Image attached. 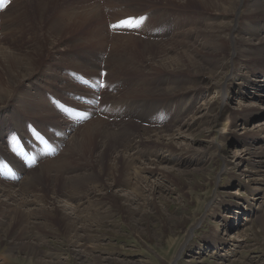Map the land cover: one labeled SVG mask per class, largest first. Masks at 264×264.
Here are the masks:
<instances>
[{
    "label": "rangeland",
    "instance_id": "obj_1",
    "mask_svg": "<svg viewBox=\"0 0 264 264\" xmlns=\"http://www.w3.org/2000/svg\"><path fill=\"white\" fill-rule=\"evenodd\" d=\"M225 1L0 0V144L5 164L15 167L0 166L1 180L13 184L39 169L37 185L17 191L23 201L36 193H64L70 178L82 194L104 192V203L95 207L86 201L93 194L65 197L84 217L85 229L76 236H68L61 209L28 216L40 207L36 202L0 215V264H264V132H256L264 115L255 114L264 113V93L255 85L264 80V60L254 58L259 69L252 74L246 67L253 60L238 57L239 73L228 81L229 91L223 88L232 66L226 32L239 8L232 7L236 0ZM240 10L248 16L244 6ZM5 23L10 25L2 28ZM100 50V77L71 63L82 55L97 59ZM110 59L118 63L110 62L109 73ZM20 61L35 71L31 79L1 71L18 70ZM242 74L249 81L244 83ZM171 85L180 90H167ZM38 89L47 90L44 101L52 96L48 101L56 115L36 119L20 109L25 104L39 111L38 100L17 102L21 93ZM58 93L62 98L54 97ZM110 123L116 128L125 123L131 132L145 129V139L152 136L141 142L145 151L138 155L137 166L145 170L126 167L112 152L114 141L102 132ZM161 134L168 145L156 140ZM60 136L73 137L77 151L72 146L68 151ZM101 141L109 146H99ZM125 143L119 142L121 149ZM103 147L107 155L99 162ZM178 147L192 154L184 158ZM247 148L263 152L246 161ZM50 161L53 165L44 166ZM111 180L124 188L104 186ZM121 189L135 199L129 202ZM80 248L86 253L82 258Z\"/></svg>",
    "mask_w": 264,
    "mask_h": 264
},
{
    "label": "bare ground",
    "instance_id": "obj_2",
    "mask_svg": "<svg viewBox=\"0 0 264 264\" xmlns=\"http://www.w3.org/2000/svg\"><path fill=\"white\" fill-rule=\"evenodd\" d=\"M229 0H226L225 2H228ZM232 0H230V2H231ZM224 2V3H225ZM31 3V2H30ZM239 5V8H238V12L236 13V15H235V18H234V23L231 25V27L229 28V30L226 32V38L227 39H229V41H230V44H231V47H232V53H231V56H230V58H231V60H232V66H230V72H229V75L227 76V78H226V82L225 83H223L224 84V86H223V88L226 90V91H229L230 90V88H229V80H230V78H233L234 76H235V74H237V73H239V70H238V68H240L241 67V59H238V57H245V58H250V59H252L253 61H251V62H249L248 64H247V70H248V72L249 73H252V74H256V72L258 71V69H259V67H258V65H255L256 64V62H254L255 60H254V58H258V60H264V0H241V2H240V4H238V0H236V1H234L233 2V4H232V7L234 6H238ZM3 6V5H2ZM245 7V10H246V14H248V16L247 17H245V15H244V13H242L241 12V8L242 7ZM7 9V8H6ZM9 9V8H8ZM244 10V9H243ZM94 11V10H93ZM233 11V10H232ZM216 12V11H215ZM216 14H218V11L216 12ZM219 14H222V13H220L219 12ZM218 14V15H219ZM234 15V14H233ZM96 16V15H95ZM99 17V16H98ZM260 19V20H259ZM233 20V19H232ZM84 21H86V20H84ZM10 24L9 23H5V25H1L2 26V28L3 27H8ZM80 25V24H79ZM87 25V24H86ZM244 25V26H243ZM81 26V25H80ZM88 26V25H87ZM76 29V28H75ZM90 29V28H89ZM111 29V28H110ZM71 30H72V28H71ZM104 30V29H103ZM108 30V29H107ZM95 32V31H94ZM103 32V31H102ZM93 33V32H92ZM119 33V35L122 33H120V32H118ZM91 34V33H90ZM116 35H118V34H116ZM130 35V34H129ZM128 35V36H129ZM91 36V35H90ZM98 36V35H97ZM102 36V35H101ZM106 36V35H105ZM131 36H133V35H131ZM225 36V35H224ZM114 37V36H113ZM126 37H127V35H126ZM130 37V36H129ZM93 38H94V36H93ZM118 39H119V36L117 37ZM120 38H122L123 39V37H120ZM139 38H141V37H139ZM198 38V37H197ZM103 39V38H102ZM126 39V38H125ZM124 39V40H125ZM90 40V39H89ZM121 40V39H120ZM123 40V41H124ZM138 40V39H137ZM140 40L141 39H139V41L138 42H140ZM92 41H93V39H92ZM91 41V42H92ZM97 41V40H96ZM107 41V40H106ZM105 41V42H106ZM115 41V40H114ZM126 41V40H125ZM128 41H131V40H128ZM135 41V40H134ZM113 42V41H112ZM116 42V41H115ZM137 42V43H138ZM93 43V42H92ZM100 43V42H99ZM220 43V45L222 44V42L220 41L219 42ZM101 44V43H100ZM201 44V43H200ZM103 45V44H102ZM104 47V46H103ZM58 49V48H57ZM55 50V49H54ZM195 50V49H194ZM193 50V51H194ZM198 50H200V52H201V47H199V49ZM141 51H142V49H141ZM103 52H104V50H100V52L96 55V58L97 59H95L94 57H91V55L90 56H87V55H82V56H80V57H78V59H72V61H71V63H74L75 65H77V66H84L85 68H87V69H91L92 71H96V72H98V77H100V74H101V61H102V58H103ZM199 52V51H198ZM199 52V53H200ZM201 54V53H200ZM203 55V54H202ZM194 56V55H193ZM14 57H15V60H17L16 59V57L17 56H15L14 55ZM203 57H205V56H203ZM182 58V57H181ZM56 59H60V57H56ZM109 59V58H108ZM180 59V58H179ZM190 59V58H189ZM64 60V59H63ZM104 61V60H103ZM111 61H113V62H117L118 63V59L115 61V60H112V59H110V60H108L107 61V65H106V68L108 67V69H109V73H110V70H111V66H110V62ZM230 61V60H229ZM131 62V61H130ZM181 62V61H180ZM235 62H238L239 63V67L237 68V66H236V64H235ZM15 63V62H14ZM98 63H99V65H98ZM157 63H159V62H157ZM255 63V64H254ZM105 64V63H104ZM243 64V63H242ZM16 66H17V68H18V70H14L13 68V66H6V67H2L1 69V71L3 72H5V74H6V76L7 77H9V75H14V72H17L18 73V76H22L23 78H27V77H33L35 74V71H31V69H29L28 67H26V64H23L21 61L20 62H17L16 63ZM216 67V66H215ZM22 68H24L23 70H25V72H24V74L23 73H20L21 72V69ZM213 69H216V68H213ZM220 69V68H219ZM29 70V71H28ZM212 70V69H211ZM241 70V69H240ZM49 71H50V69L48 68L47 70H46V72H47V74H49ZM112 71V70H111ZM147 71V70H146ZM215 71V70H214ZM93 73V72H92ZM241 74V73H240ZM92 75V74H91ZM94 75V74H93ZM97 75V74H96ZM241 76V78L244 80V83H246L247 81H249V78L247 77V76H244L243 74L242 75H240ZM95 77H97V76H95ZM94 77V78H95ZM11 78V77H10ZM30 78V79H31ZM108 78V77H107ZM121 78H123V77H121ZM98 79V78H97ZM173 79V81L172 80H170V81H172V83L174 84V83H178L179 81H176V79H174V78H172ZM13 81V80H12ZM225 81V80H224ZM255 81V80H254ZM256 81H261L262 83L259 85V84H255V85H257V87L259 88V92H258V94L259 95H261L262 93H264V80H259V78H258V80L256 79ZM1 83V82H0ZM99 83V82H98ZM97 83V84H98ZM95 84V83H94ZM179 84V83H178ZM177 84V85H178ZM222 84V85H223ZM65 86V85H64ZM180 86V85H179ZM66 89H68V87H65ZM91 88V87H90ZM156 88V87H155ZM159 88V87H158ZM178 88H180V87H178V86H176V85H171L170 86V89H167V90H171L172 89V91H177V90H180V89H178ZM222 88V87H221ZM221 88L219 87L218 88V92L219 93H221V94H223L224 92H222V90H221ZM153 89V88H152ZM95 90V89H94ZM151 90V89H150ZM3 91V90H2ZM12 91V90H11ZM47 91V90H46ZM45 91V89H43V90H39L38 89V91L36 92V94H31V92L30 91H26V92H23V93H21V95H19V97H18V99H17V102H18V104H21L22 102H21V100H23L24 98H26V99H32V100H38V103H37V109L39 110V111H36V109L34 108V107H31V106H26L25 104H22V106L23 107H21L20 109H22V111H24V112H29L30 114H31V116H32V118H41V119H45L46 117H48L49 118V116H51V115H56L54 112H56V110H55V108L53 107V104H52V101H48L49 99L51 100V97H49V94L47 95L48 97H49V99L47 100V102L46 101H44L46 98V96L44 95V93L46 92ZM158 91V90H157ZM224 91V90H223ZM116 92V91H115ZM150 92V91H149ZM153 92V91H152ZM162 92V91H161ZM68 93H70V92H68ZM11 94V93H10ZM17 94V93H16ZM106 94V93H105ZM59 95V96H58ZM112 95V94H111ZM62 96L63 95H60L59 93L55 96L54 95V97H56V98H58V97H61L62 98ZM66 96V95H65ZM183 96V95H182ZM262 96V95H261ZM16 97V96H15ZM70 97H72V96H70ZM117 97V96H116ZM126 97V96H125ZM146 97V96H145ZM45 98V99H44ZM147 98V97H146ZM189 98V97H188ZM59 99V98H58ZM64 99V98H63ZM182 99V98H181ZM185 99V98H184ZM184 99H182V100H184ZM55 100V99H54ZM114 100H116V99H114ZM119 100V99H118ZM149 100V99H148ZM181 100V101H182ZM187 100V99H186ZM189 100V99H188ZM187 100V101H188ZM60 101V100H59ZM180 101V102H181ZM187 101H184V102H187ZM45 102V103H44ZM57 102V101H56ZM63 102V101H62ZM94 102V101H93ZM139 103V102H138ZM147 103V102H146ZM145 103V104H146ZM182 103V102H181ZM144 104V105H145ZM188 104H190V102L188 103ZM192 104V103H191ZM118 105V104H117ZM140 105H141V102H140ZM147 105V104H146ZM183 105H184V103H183ZM20 106V105H19ZM56 106V105H55ZM138 106V105H137ZM189 106V105H188ZM188 106H186V107H188ZM192 106V105H191ZM245 107H249V105H244ZM40 107V108H39ZM58 107V106H57ZM141 107V106H140ZM143 107V106H142ZM146 107V106H145ZM185 107V106H184ZM193 107V106H192ZM191 107V108H192ZM59 108V107H58ZM150 108H152V106L150 107ZM142 109V108H141ZM185 109H188V108H185ZM190 109V108H189ZM193 109V108H192ZM188 111H190V110H188ZM52 112V113H51ZM54 113V114H53ZM82 113V112H81ZM183 114H185V113H183ZM255 114H258V115H264V113L263 112H255ZM239 116H243V118L245 117V119L247 118L244 114L242 115V114H238ZM247 116H248V114H246ZM44 117V118H43ZM182 118V117H181ZM55 120V119H54ZM179 120V119H178ZM177 121V120H176ZM34 122H36L35 120H34ZM58 122H60L59 120H58ZM54 123H55V121H54ZM193 123H195L196 124V122H193ZM41 125L42 124H44V122H42V123H40ZM57 124V123H56ZM55 124V125H56ZM177 124V123H176ZM55 125H54V129H56L55 128ZM98 125V124H97ZM119 125H122V124H119ZM125 125H127V124H125V123H123V126L121 127V128H116V127H114L113 125H112V123H110L109 124V127L107 128V130L106 129H104L103 128V130H102V132L104 133V135H105V137H107L106 139L109 141V140H113L114 141V143H112V145H113V147H111V149H112V152H114L115 153V155H117V157H119V156H121L123 159V161H124V163H125V165H126V167H128V168H132V167H136V168H140L139 166H137V163L138 162H140L141 160H140V158L138 157V155H140V153L145 149L144 148V146H143V148H142V146H141V142H146V141H148V140H153L152 139V136L150 135V136H148V138L147 139H145L146 137H145V134H143V133H145L146 132V130L145 129H141V130H139V129H137V130H135V131H130L131 129H129L127 126H125ZM58 126V125H57ZM94 126V125H93ZM96 126V125H95ZM102 126V125H101ZM172 126V125H171ZM258 126V125H257ZM43 127V126H42ZM71 127V126H70ZM73 127V126H72ZM88 127V126H87ZM60 128V127H59ZM53 129V128H52ZM90 129V128H89ZM99 129H100V127H99ZM86 130V129H85ZM84 130V131H85ZM95 130V129H94ZM264 130V125H260V127L256 130V132H264L263 131ZM18 131V130H17ZM83 131V132H84ZM88 131V130H87ZM89 131H91V130H89ZM99 131V130H98ZM100 131H101V129H100ZM19 132V131H18ZM56 132H57V130H56ZM92 132H93V130H92ZM91 132V133H92ZM157 132L159 133V131H158V129H157ZM20 133V132H19ZM18 133V134H19ZM21 133H23V132H21ZM66 133V132H65ZM90 133V132H89ZM103 133H102V135H103ZM61 134V133H60ZM71 134V133H70ZM88 134V133H87ZM86 134V135H87ZM93 134H94V132H93ZM149 134V133H148ZM53 135H55V134H53ZM83 135V134H82ZM85 135V136H86ZM98 135V134H97ZM100 135V134H99ZM162 135V134H161ZM57 136V135H56ZM75 136V135H74ZM84 136V137H85ZM88 137H89V135H87ZM91 136V135H90ZM96 136V135H95ZM153 136H155L154 134H153ZM61 138H62V140H61V143H63V141H66L68 144V146H67V148H68V151L71 149L72 150V147L74 146H72V142H71V140L72 141H74V138L72 139L71 137H62V136H60ZM76 137V136H75ZM82 137V136H81ZM83 137V138H84ZM87 137V138H88ZM156 137H158L156 140H158L160 143H165V144H167L168 145V142H166L165 141V139H163V135L162 136H156ZM79 138V137H78ZM86 138V139H87ZM97 138V137H96ZM53 139V138H52ZM56 139V138H55ZM58 139V138H57ZM85 139V138H84ZM83 139V140H84ZM85 139V140H86ZM155 139V138H154ZM167 139V138H166ZM105 140V139H104ZM125 141L126 143H125V146H126V148H129V149H131L132 151L130 152V153H128L127 152V150H126V148H123V149H121L120 148V144H119V142L116 144V141ZM156 140H154V141H156ZM80 141V140H79ZM82 141V140H81ZM157 141V142H158ZM59 142H60V138H59ZM58 142V143H59ZM99 142V141H98ZM102 142V141H101ZM111 142V141H110ZM79 143V142H78ZM77 143V147L79 146V144ZM85 143V142H84ZM99 144V146H101V145H105V146H109V145H106L107 143H105V142H102L101 144L100 143H98ZM152 144V143H151ZM157 144H159V143H157ZM162 145V144H161ZM69 146L71 147L70 149H69ZM97 146V145H96ZM154 146V145H153ZM157 146H159V145H157ZM9 147V146H8ZM102 147V146H101ZM163 147H165V146H163ZM168 147V146H167ZM76 148V147H75ZM75 148L73 147V149H74V151H77V150H75ZM79 148V147H78ZM147 148H149V147H147ZM146 148V149H147ZM160 148H162V147H160ZM98 149V148H97ZM103 150H101L99 153H98V158L100 159L99 160V162H102L101 161V159L103 158L102 156L104 155V154H106V152H105V149L106 148H102ZM154 149V148H153ZM178 149H179V147H178ZM177 149V150H178ZM263 149V148H262ZM261 149V150H262ZM67 149L65 148V151H66ZM92 150V149H91ZM149 150V149H148ZM180 150V152L182 153V152H184V158H188V156H190L192 153L191 152H189V151H187V150H181V149H179ZM64 151V152H65ZM145 151V150H144ZM155 151V150H154ZM78 152H80V151H78ZM147 152V151H146ZM150 152V151H149ZM263 151H260V150H252V149H249V148H247V150H245L244 151V153H243V156H245V160L246 161H248V160H250L252 157H257V156H261V155H259L260 153H262ZM180 153V154H181ZM113 154V153H112ZM185 154H188V155H185ZM2 155H3V149H2V146H1V144H0V166L2 167H4V169L5 170H7V169H9V168H15V167H13V166H11V165H7V164H5L6 163V161H7V159H4L3 157H2ZM107 155V154H106ZM143 155V154H142ZM92 156V155H91ZM111 156V155H110ZM263 156V155H262ZM90 157V156H89ZM116 157V156H115ZM115 157H113V158H115ZM112 159V158H111ZM252 160V159H251ZM254 160V159H253ZM89 161H90V159H89ZM256 161V160H255ZM53 161H50V162H47L46 164H44V166H48L49 164H52L53 165ZM56 163V162H55ZM118 164V163H117ZM143 164V163H142ZM237 164H241L240 163V161L239 162H237L236 163V165ZM5 165H6V167H5ZM43 166V165H42ZM43 166V167H44ZM43 167H42V169H43ZM85 167V166H84ZM101 167V166H100ZM143 167V166H142ZM145 167V166H144ZM143 167V169L145 170L147 167H145L144 168ZM45 168H47V167H45ZM44 168V169H45ZM102 168V167H101ZM41 169V170H42ZM84 170H85V168H83ZM100 169V168H99ZM162 168H160V170H161ZM39 170V169H38ZM37 169L36 170H34V171H31L26 177H24V180H19V181H15V183H13V184H8V183H6V181L7 180H1L2 178H0V215H1V217H5L7 214H9L10 212H12V211H16V210H18V209H22L23 207H25V209H26V206L28 205V203L31 201V202H33V203H35L36 202V204L38 203V205H40V207L39 208H36V209H31L30 211L32 212V213H29V214H27L28 216L30 215V214H33V215H43V216H45V213H46V215L48 216H50V214H53L54 212H55V210H57V209H61L62 210V214H63V217H64V219L67 221V226H68V228H69V234H68V236H76L80 231H81V229L83 230V229H85V226L84 225H82L81 223H80V221H81V219L82 218H84L83 216H81L78 212H77V210H75V208L73 209V206L71 207V205H69L68 203H66L65 201H66V199H65V197L67 198V196H72L75 200H76V198H78L77 200H80L81 198H86V196H88V195H92V197H91V199H86V201H88V203H90L92 206H97V204H101L103 201H101V200H104V197H103V195H104V192L103 193H99V190H97V189H93V190H85L86 191V193L85 194H82L81 192H79V189H81L80 187L81 186H79V185H77V181L76 182H72V179L70 178V180H71V182L69 183V184H67V189H66V191L63 193H61V192H55V188H53V191L55 192V195L54 196H49V195H47V194H45L44 195V193H36V194H33L34 195V199H32V200H29V199H24V201L23 200H21L20 198H19V190L21 191V190H24V189H29V187H31L32 185H37V183H36V177H35V175L37 176V174H35V173H37V171H38ZM102 170V169H101ZM246 170V169H245ZM248 170V169H247ZM10 171V170H9ZM9 171H7V172H9ZM15 171V170H14ZM13 171V172H14ZM48 171V173L50 174L51 173V169H49V170H47ZM83 171V170H82ZM130 171V170H129ZM12 172V173H13ZM60 172V171H59ZM100 172V171H99ZM137 172H138V170H137ZM76 172H74L73 173V175L75 174ZM103 173V172H102ZM158 174H159V176H161L162 175V173L159 171V169H158V172H157ZM13 174H15V173H13ZM18 174V173H17ZM22 174V173H21ZM84 174V173H83ZM111 174H112V172H111ZM247 174V173H246ZM5 175V174H4ZM8 175H10L9 173H8ZM71 175V174H70ZM73 175H71L72 177H73ZM85 175V174H84ZM83 175V176H84ZM87 175V174H86ZM85 175V176H86ZM12 176V175H11ZM39 176V175H38ZM57 176V175H56ZM75 176V175H74ZM77 176H79L80 177V175L78 174ZM82 176V177H83ZM89 176V175H88ZM127 176V175H126ZM252 176V175H251ZM13 177V176H12ZM15 177V176H14ZM54 177V176H53ZM58 177V176H57ZM90 178H92L93 179V174H91L90 176H89ZM89 177H87L86 176V180H88V181H90L91 179L89 178ZM66 178V177H65ZM69 178V177H68ZM75 178H76V176H75ZM39 179V178H38ZM82 179V178H81ZM112 179H113V177H112ZM40 180V179H39ZM56 179L55 178H53V181H55ZM68 180V179H67ZM83 180V179H82ZM85 180V182H87ZM94 180V179H93ZM249 180H250V178H249ZM261 180V179H260ZM9 181V180H8ZM80 181V180H79ZM126 181V180H125ZM18 182H20L19 184H18ZM93 182V181H92ZM11 183V182H10ZM68 183V182H67ZM84 183V182H83ZM96 183H98V182H96ZM95 183V184H96ZM84 184H86V183H84ZM88 184H89V182H88ZM127 185V184H126ZM104 186H108L109 188H117V187H122V188H124V185L122 184H118V183H115L114 181H112L111 180V182H108V181H105L104 182ZM71 187V188H70ZM83 187V186H82ZM95 187L97 188V186L95 185ZM127 187V186H126ZM32 188V187H31ZM30 188V189H31ZM38 188V187H37ZM87 188V187H86ZM37 190V189H36ZM40 190V189H39ZM73 190H75V192H74V194H73ZM82 190H83V188H82ZM81 190V191H82ZM121 190H123V189H121ZM126 190V189H125ZM17 191H18V193H17ZM32 191V190H31ZM33 193H35V192H33ZM140 194V193H139ZM63 195V199H61V196ZM99 195H101L102 197L101 198H99ZM122 196L126 199L127 198V200L129 201V202H131V200L133 201L134 199H135V197L130 193V192H125L124 190H123V194H122ZM21 197V196H20ZM23 197H24V195H23ZM84 201H85V199H83ZM126 200V201H127ZM217 200V199H216ZM81 202V201H80ZM104 203V202H103ZM217 203V202H216ZM213 204V203H212ZM74 205V204H73ZM130 205V204H129ZM23 206V207H22ZM22 207V208H21ZM27 209H28V207H27ZM23 210H24V208H23ZM29 210V209H28ZM30 211H27V212H30ZM21 212V211H20ZM26 212V211H25ZM13 213V212H12ZM93 214H95L94 212H93ZM12 215V214H11ZM17 216V215H16ZM19 216V215H18ZM20 216H22L21 214H20ZM60 216H61V214H60ZM90 216V215H89ZM13 217V216H12ZM15 217V216H14ZM88 217V216H87ZM6 218V217H5ZM23 218V217H22ZM21 218V219H22ZM92 218V217H91ZM90 218V219H91ZM1 219H3V218H1ZM9 219V218H8ZM13 219V218H12ZM20 219V218H19ZM86 219V218H85ZM100 219V218H99ZM13 220H15V219H13ZM93 220V219H92ZM12 222V221H11ZM14 222V221H13ZM17 222V221H16ZM45 222V221H44ZM46 222H47V219H46ZM98 223V222H97ZM29 224V223H28ZM41 224H43L42 223V221H41ZM1 225V224H0ZM45 225V224H44ZM48 225V224H47ZM44 227V226H43ZM46 227V226H45ZM51 227V226H50ZM67 228V227H66ZM87 228V227H86ZM93 228V227H92ZM91 249V248H90ZM184 249V248H183ZM36 249H34L33 250V252L35 251ZM88 250V249H87ZM77 251H79L78 252V254H79V256H80V258H82L83 257V254L85 253H82L83 252V250L80 248L79 250H77ZM36 252V251H35ZM46 252V251H45ZM35 254V253H34ZM86 254V253H85ZM31 255V254H30ZM78 256V257H79ZM32 261V260H31ZM64 261V260H63ZM40 262V261H39ZM48 262V261H47ZM46 262V263H47ZM84 263V262H83ZM173 264H177L176 263V261L173 263Z\"/></svg>",
    "mask_w": 264,
    "mask_h": 264
},
{
    "label": "snow or ice",
    "instance_id": "obj_3",
    "mask_svg": "<svg viewBox=\"0 0 264 264\" xmlns=\"http://www.w3.org/2000/svg\"><path fill=\"white\" fill-rule=\"evenodd\" d=\"M130 19H132V18H130ZM141 19H143V18H141ZM123 23V22H122ZM101 87H103L104 85H103V83L101 82V85H100Z\"/></svg>",
    "mask_w": 264,
    "mask_h": 264
}]
</instances>
